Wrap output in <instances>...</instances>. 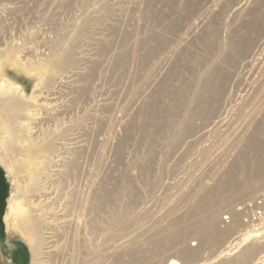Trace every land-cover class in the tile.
<instances>
[{"label":"bare ground","instance_id":"6f19581e","mask_svg":"<svg viewBox=\"0 0 264 264\" xmlns=\"http://www.w3.org/2000/svg\"><path fill=\"white\" fill-rule=\"evenodd\" d=\"M14 1L19 4L26 0ZM122 1L133 7L128 25L134 28L135 23L139 24L146 13L164 0H93L99 8L92 13L86 10L82 13L83 26L74 32L60 33L54 41H44L40 51L34 52L39 53L34 61L26 57L18 60L17 53L15 55L20 43L11 39L8 29L2 28L5 21L12 19L9 13L12 5L0 3V38L4 39L0 40V164L10 179L19 172L24 173L22 179L26 187L23 186V191L29 195V201L19 205L16 201L21 192L18 187L8 205L6 223L9 230L19 231L28 240L32 264H179L175 258L180 252L184 264H196L199 254L186 247L190 239L172 230L173 225L187 216L182 210L191 198H201L198 210L211 205L205 219L208 231L204 235V247L218 248L225 241H231L236 247L245 242L256 243L262 234L260 231L264 230V201L252 207L253 212L261 210L263 214L262 218L250 221L260 226L252 233L243 230L246 227L242 221L243 207L248 205L231 206L227 213L231 220L227 230L220 229L224 222L217 212L223 197L233 194L234 182L240 180V175L244 176V182L258 180L259 190L264 195V140H261L264 135V0H253L249 8L238 7V1L233 0H201L175 35L151 29L141 36V29L135 27L129 30L132 35L129 36L130 33H125L128 29H121L125 30L126 38L117 48L114 33L102 34L95 25L104 17V10L120 14L128 11ZM143 1H146L144 7ZM258 5L260 8L256 10ZM79 21L81 25V19ZM116 25L109 24L113 30ZM244 25L252 33L260 32L259 41L263 45L248 75L240 74L237 67L249 59L245 55L247 49L241 56L242 50L238 47L243 40H237L229 59L211 60L200 88L189 87L188 82L181 80L184 66L192 63L187 57H194L199 45L206 48L230 45L234 36L244 37ZM230 26L234 30L227 35ZM218 33H223L221 39L214 42ZM152 51L153 55L147 58ZM145 59L146 65L143 64ZM106 63L125 68L122 78L129 75L131 80H127L131 87L118 113L92 115L105 131L97 139L103 154L111 147L116 162L123 159L125 148L131 140L135 141L137 129L144 126L148 132L152 119L162 121L165 115L180 108H184L186 118L198 126L190 136L194 153L189 158L186 178L170 184L167 192L157 198L158 211L137 221L135 214H125L122 221L118 213L112 214L109 217L111 230L107 232L99 224L97 215L108 203L118 204L115 192L111 191L118 178L116 170L110 172L108 166L109 172L104 169L101 153L97 169L88 177L80 176L78 160L88 146L77 123L67 117L72 92L84 90L90 74ZM134 64L146 66L135 79L131 76ZM12 71L39 76L37 86L41 84V91L36 87L39 91L35 89L30 97L25 87L9 77ZM117 89L107 90L108 94ZM38 93L43 101L35 97ZM29 97L33 101L28 100ZM95 106L97 110H114L107 96L100 95ZM248 136L251 138L243 143ZM13 142L21 144V148L14 147ZM238 148L241 153L233 156ZM9 151L19 152L17 163ZM254 154L258 156L253 157ZM131 221L133 225L124 228ZM112 228L117 233L126 230L114 235ZM232 251L224 255L230 256Z\"/></svg>","mask_w":264,"mask_h":264},{"label":"rangeland","instance_id":"374dc122","mask_svg":"<svg viewBox=\"0 0 264 264\" xmlns=\"http://www.w3.org/2000/svg\"><path fill=\"white\" fill-rule=\"evenodd\" d=\"M200 1L201 0H164L161 4L159 1V4L157 3L159 7L148 14L146 13V15L143 14L144 18L140 21V25L135 23L132 27L140 28L141 36L151 29L162 31L168 36H173L179 32L182 23L190 17ZM236 1H238V7L243 6L244 8H249L253 2V0H233V2ZM143 2V4L146 3V1ZM0 3L6 6L12 5V9L9 12L12 19L10 21H5L2 28L8 29L9 33H11L10 35H12L11 39L13 38L16 42L20 43V48H17L15 55L17 53L18 60H24V57H26L30 61L38 59L39 53L34 54V52L40 51L44 41H54L62 32L66 33L72 30L74 32L76 28H81L83 26L82 13L85 10L92 13L94 9L99 8L98 5L93 3V0H70L69 2H61L59 0H26L19 4H16L14 0H2ZM121 4L124 6L127 2L125 3L122 1ZM189 4L192 5L189 6ZM144 6H146V4L143 5V7ZM124 7L127 8L131 14L128 11L122 14L118 12L113 13L107 9L103 11L104 17L95 25L100 28L99 31H102V34H107L108 32L114 33V47L117 48L118 46H122V41H124L126 35L131 32L129 30L134 29L130 27L131 24L130 26L128 25L129 20L133 16V7L128 6V4ZM255 8L258 10L260 5L255 6ZM119 14L120 17H118ZM79 19L82 21L81 25ZM121 19H125V21L123 20L122 23L120 21ZM124 22H126L128 26ZM110 23H114V25L118 24L116 25L118 27H115V30H113L109 26ZM120 23L122 24L120 25ZM99 24L101 25L98 26ZM106 26L107 29L105 30ZM121 29H128L126 30L128 32L125 30L122 31ZM244 29L246 30L244 37L240 39L241 37L234 36L230 41V45H212L211 48L199 45L200 47L197 48L194 57H187L192 63L191 66H187V64L184 66L182 75H180L181 80L188 82L190 84L189 87L197 85V87L200 88V85L205 80L202 77L212 64L211 60L216 61L226 57L229 59L234 49V43H237L235 42L237 40H243L242 45L238 47L239 50H242L241 56L244 55V51L247 49V54L245 55L249 57V59L246 60L248 61L247 63L238 64L237 67L240 74L244 76L248 75L255 65V60L259 53L262 51L263 45L259 41L260 32L252 33L253 31H250V28H247L245 25ZM233 30L234 27L230 26L227 35L232 33ZM121 33L124 35L122 36ZM222 34L223 33H218L214 42L219 41ZM129 36H132L131 33ZM129 38L133 39V37ZM0 40L4 41L2 38H0ZM246 41H248V43H246ZM117 43L118 45H116ZM153 53V51L149 52L147 58L151 57ZM147 62V59H145L143 64L146 65ZM109 64L110 63H106L105 65L102 64L100 68L95 69L90 74L84 90L72 92V102L67 117L71 119L72 123H77L75 125L78 126V131L86 140L88 146L86 150L82 152L83 154H80L78 160L79 171L77 172L80 176L85 175L82 177L90 176L91 172L97 169L98 158L103 154L97 139L103 136L105 131L100 126V123L97 120L95 121L92 115L96 112H100L101 114L103 112L104 115L110 114L109 116H111L113 112L115 114L118 113L116 111L121 110L124 106L123 103L125 102L126 93L131 87V84H129L131 82L127 80L130 79V76L128 75L129 78L128 76H125L127 78H122V71H124L125 68H118V66L114 67L113 63ZM223 65H225V63ZM142 67L143 66L140 64H134L131 73L133 79L142 72L143 68H146V66ZM13 72L15 71L8 74L9 77L12 78L16 84L25 87L30 97V94H33L35 89L40 90L41 84L37 86V84L40 83L39 80H41L39 76H31V78L29 75ZM199 82L200 84H197ZM36 87L39 88L37 89ZM109 88L118 89L108 94ZM39 94L40 93H38V97H35L38 98L40 102L43 101V98ZM100 95L103 97L107 96V98L110 99L114 109L113 111L109 110V108H100L97 110L95 103ZM30 97L28 100L33 101ZM190 99L191 96L189 97V101ZM162 105L166 107V104L162 103ZM94 121L98 124H95ZM151 121L152 127L149 128L148 132H145L144 126L135 131V141L131 140V142H129L130 145L128 144L126 147L129 151L127 152L128 149L125 148L126 151L124 150V152L127 153V155L123 153V159L116 162L117 158L115 157L116 155L114 156L115 152L111 147L109 151L106 149V152H104L105 154H103L105 156H103L104 166H106L104 169L112 172L115 168L118 177L111 186V191H114L117 196L118 204L108 203L107 207L97 215L99 224L106 232L111 230L109 217L112 216V214L118 213V218L121 221L125 214H135L138 216L135 219L137 221L147 218L154 211H158L159 202L157 198L167 192V188L170 184H177L186 178L189 158L192 157L194 153V146L190 143V136L198 126L186 118L184 108L178 109L173 114L165 115L162 121L160 119H152ZM92 125L96 126L95 129L91 128L93 127ZM256 128H254V130H256ZM52 129H54V127ZM248 138L250 139L251 137L248 136L243 143L246 144L249 140ZM261 140H264V135ZM162 144H166L167 146L163 147L161 146ZM13 146L21 148V144L17 142H13ZM234 151H232L234 152L233 156H237L241 153V148ZM18 153V151H9V154L16 163L18 162L17 159H19ZM257 156L258 154H254L253 157ZM105 159L108 162L111 161L114 165L111 166L110 162H107L105 165ZM107 166L111 169H108ZM19 173L17 177L13 176V178L10 179L8 178L5 167L0 164V264H32V252L28 240L19 231H15L14 229L9 230L10 228L6 223L8 205L19 188L21 192L19 198L16 200L18 204H25L29 201V195L24 194L23 191L26 187L24 186L26 181L22 179L24 173ZM123 174L126 175L122 176ZM120 176L122 177L120 178ZM244 180V176L240 175V180L237 179L235 181L238 184L236 185L234 182L235 190L233 194L224 196V201L217 207V212L220 213L222 221L224 222V224L220 226L222 230H227L230 226V215L227 213H229L228 210H230L233 205H248L243 207L242 221L246 224V227L243 228L244 232L252 233V231L259 230L260 228V226H257V223L250 224V221L254 218L263 217L261 210L253 212L252 207L262 205L264 195L259 190L260 184L258 180L247 182H244ZM13 186L16 187V189H13ZM200 200L201 198L199 197L197 199L191 198L187 200L185 203L186 209L182 210L183 215L188 213L187 216L172 227V230L182 232L184 238L187 237V239H190L186 247H190L199 254V259L196 264H264V230L260 231L262 234L259 236L260 239L256 243L245 242L236 247L231 241H225L221 246H218V248H213L211 246L204 247L202 245L205 239L204 235L207 233L206 231H208L205 219L207 218L208 212L211 210V205L198 210L197 205ZM133 221H131L129 225L124 226V228L126 227L127 229L129 226L133 225ZM120 225L121 224L118 226ZM125 230L123 232H120V230L118 231L120 233H117L112 228L114 235H120L124 233ZM231 249H233L231 255L225 256L224 254ZM175 260H177L179 264H184L181 252Z\"/></svg>","mask_w":264,"mask_h":264}]
</instances>
